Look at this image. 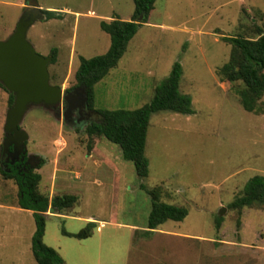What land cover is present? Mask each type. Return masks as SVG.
<instances>
[{
  "label": "rangeland",
  "instance_id": "rangeland-1",
  "mask_svg": "<svg viewBox=\"0 0 264 264\" xmlns=\"http://www.w3.org/2000/svg\"><path fill=\"white\" fill-rule=\"evenodd\" d=\"M34 1L56 16L46 20L38 12L29 25L31 0H0V42L28 24L22 40L50 59L49 85L62 93L77 88L74 74L80 57L108 50L110 39L100 22L114 17L129 21L134 11L132 0ZM260 33L264 0H156L117 66L94 86L92 107L137 109L150 101L173 64L181 65L179 91L191 98L193 113L151 116L145 146L148 175L143 180L122 158L119 146L87 136L84 130L93 117L77 124L64 120L61 104L28 108L19 124L28 135L25 157L30 163L24 157V164L40 174L42 194L77 197L63 214L49 211L45 219L43 242L64 264H264V205L229 208L251 177H264V113L245 111L236 94L242 84L217 74L231 49L222 37L256 38ZM3 88L0 152L10 107ZM15 150L12 158H23ZM14 186L0 176V206L17 201ZM153 188L159 189L161 202L185 207L188 215L147 233L150 196L145 189ZM15 219L25 223L18 228L22 237L0 238V264H37L26 237L27 226L35 228L33 215L0 209V221ZM87 222L95 223L87 239L62 234H75Z\"/></svg>",
  "mask_w": 264,
  "mask_h": 264
},
{
  "label": "trees",
  "instance_id": "trees-1",
  "mask_svg": "<svg viewBox=\"0 0 264 264\" xmlns=\"http://www.w3.org/2000/svg\"><path fill=\"white\" fill-rule=\"evenodd\" d=\"M134 11L129 21L114 17L111 21L100 22V29L109 36L108 50L98 56L88 59L79 58V65L74 74L76 87L81 88L86 98L88 108L93 107L94 86L104 79L110 70L115 68L124 55L131 39L135 36L153 9L156 0H132ZM45 19L56 16V12L41 10ZM143 16V21L138 18ZM230 44L231 49L226 63L218 70V76L227 82L241 83L242 88L236 91L242 108L253 114H263L264 104V33L256 38L222 37ZM51 63L54 62V54ZM182 67L175 62L167 77L155 87L150 101L133 110H99L94 111L97 119L85 127L84 132L89 138L103 137L107 141L119 146L122 158L132 163L136 176L143 180L148 175V159L145 156L147 129L150 118L159 112H173L181 115H191V98L179 91ZM0 87L3 86L0 84ZM4 89V88H3ZM13 94L8 93V106L13 103ZM0 160V176L5 181H13L17 187V206L20 209L32 211L35 230L31 237V252L37 264H64L60 255L43 242L45 219L47 212L63 214L73 207L77 201L74 195H60L49 198L39 189L41 176L35 170L27 167L24 162L14 163L12 166H2ZM40 160L37 169L42 166ZM141 187H143L141 185ZM150 196V210L147 215V233H152L167 221L181 222L188 215L185 207L167 204L159 200V189L146 190ZM264 205V177L253 176L243 186L241 194L230 204L232 210L244 207ZM94 222H87L83 229L75 234L62 230L67 237L79 240L91 237L95 228Z\"/></svg>",
  "mask_w": 264,
  "mask_h": 264
},
{
  "label": "water",
  "instance_id": "water-1",
  "mask_svg": "<svg viewBox=\"0 0 264 264\" xmlns=\"http://www.w3.org/2000/svg\"><path fill=\"white\" fill-rule=\"evenodd\" d=\"M27 6V10L33 13V17L28 22L30 25L41 10L34 0L27 2ZM138 21L142 22L143 16H140ZM27 25L24 27L19 25L17 32L8 41L0 42V84L14 97L12 105L5 114L3 126L5 139L2 153L12 158L18 153V150L15 149H19L23 155L20 160L12 158L11 163L15 160L24 161L25 142L28 135L19 128V124L30 106L40 104L52 106L56 103L66 102L68 107L63 113V118H66L65 114H69L74 107V102L67 100V95L62 93L61 88L49 85L46 65L50 59L35 54L33 49L22 40V34ZM73 100L78 105H86L84 96L79 95ZM10 148L12 151L9 150ZM28 163H30L29 158L25 164Z\"/></svg>",
  "mask_w": 264,
  "mask_h": 264
},
{
  "label": "flooded vegetation",
  "instance_id": "flooded-vegetation-1",
  "mask_svg": "<svg viewBox=\"0 0 264 264\" xmlns=\"http://www.w3.org/2000/svg\"><path fill=\"white\" fill-rule=\"evenodd\" d=\"M64 93L67 95V98H68L67 100H69V102H72V101L74 102L73 109L71 110V112L69 114H67V113L65 114L66 118H64V120H70V121H73L74 123L81 124L83 122L86 123V120H88V118L93 117V119H89V122L94 121V116L96 117L94 110L92 108H88L87 105H85V106L78 105L77 103H75V100H73L74 98H76L79 95L83 96V92H82L81 88H74V89L66 91V92L64 91ZM60 104H61L60 106L62 107L63 113L66 112L67 107H68L67 103L61 102ZM73 114L76 115L75 119H72ZM9 150H11V148ZM0 155H1L0 160H2L4 162V164H2V166H4V167L7 165L12 166L14 164V163L12 164L9 161L10 159L8 160L7 154L3 155V153L0 152ZM25 160H26V157H25Z\"/></svg>",
  "mask_w": 264,
  "mask_h": 264
},
{
  "label": "crops",
  "instance_id": "crops-1",
  "mask_svg": "<svg viewBox=\"0 0 264 264\" xmlns=\"http://www.w3.org/2000/svg\"><path fill=\"white\" fill-rule=\"evenodd\" d=\"M3 188H5V187H3ZM15 188L17 189V187H15ZM15 203H16V205H15ZM15 203L9 204V206H0V209H8V210L13 209L17 213H25L27 215H32V211L20 209L17 206V201ZM33 221H34V219H33ZM22 224H21V221L18 220V219L11 220V221H0V238L4 239L7 236H9L12 240L13 239L19 240V237L20 238L22 237V235L19 234V231H22V230H18V228L21 229V228L25 227V226H22ZM26 225H27V223H26ZM34 230H35V228L33 227V225L31 227L27 226L26 237H27L28 240H31V237H32V235L34 233ZM7 233H9V234L6 235ZM30 248H31V246H30Z\"/></svg>",
  "mask_w": 264,
  "mask_h": 264
}]
</instances>
